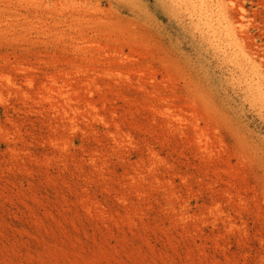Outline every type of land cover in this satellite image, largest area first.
Wrapping results in <instances>:
<instances>
[{
  "label": "rangeland",
  "instance_id": "rangeland-1",
  "mask_svg": "<svg viewBox=\"0 0 264 264\" xmlns=\"http://www.w3.org/2000/svg\"><path fill=\"white\" fill-rule=\"evenodd\" d=\"M217 1L237 47L189 0H0V264H264V0Z\"/></svg>",
  "mask_w": 264,
  "mask_h": 264
},
{
  "label": "bare ground",
  "instance_id": "bare-ground-1",
  "mask_svg": "<svg viewBox=\"0 0 264 264\" xmlns=\"http://www.w3.org/2000/svg\"><path fill=\"white\" fill-rule=\"evenodd\" d=\"M189 1L192 3L194 8H199V15L206 21V25L212 32V37L228 41L229 44H233L235 47L238 46V38L234 33L233 25L223 13V6L221 2L217 1L216 8L212 9L213 0ZM215 11H217V15ZM215 17L217 18L214 19ZM7 83H9V81ZM46 90L49 92V94L45 96L46 100H51V102H54L56 98L66 100V93L63 90V86H57L54 79L52 84L49 85ZM66 101L65 103H67Z\"/></svg>",
  "mask_w": 264,
  "mask_h": 264
}]
</instances>
